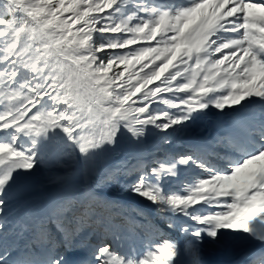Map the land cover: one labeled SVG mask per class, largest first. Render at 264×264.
I'll use <instances>...</instances> for the list:
<instances>
[{
    "label": "snow or ice",
    "instance_id": "6c2138e0",
    "mask_svg": "<svg viewBox=\"0 0 264 264\" xmlns=\"http://www.w3.org/2000/svg\"><path fill=\"white\" fill-rule=\"evenodd\" d=\"M211 109L235 116L187 150L105 155L120 137L140 146L153 130L170 144ZM56 129L79 155L56 180H85L12 207L9 190ZM0 133V264H203L205 237L264 245L251 226L264 225V0H0ZM181 166L199 173L165 191ZM110 185L154 206L155 219L102 195ZM145 235L141 252L118 250ZM233 264H264V246Z\"/></svg>",
    "mask_w": 264,
    "mask_h": 264
},
{
    "label": "rangeland",
    "instance_id": "374dc122",
    "mask_svg": "<svg viewBox=\"0 0 264 264\" xmlns=\"http://www.w3.org/2000/svg\"><path fill=\"white\" fill-rule=\"evenodd\" d=\"M150 2L163 7L169 4H182L183 0H150ZM259 107V105L251 106L248 111L257 115L259 113ZM160 108L167 109V106L160 104ZM167 110L175 111L174 109ZM193 115L194 120L188 122L190 125L188 130L179 134H172L168 137V139H171L172 141V146L174 145V143H176V147L170 146L171 144H163V134L157 133L153 130L149 131L146 139L140 146L131 145L126 136L120 137L118 143L114 146V148H110L107 145L105 146V148L107 149L105 155L112 159H123L134 155L138 149L148 153L158 151L161 154L184 151L187 150L190 145L195 144L201 137H210L215 135L210 127L211 121H216V124L220 120L229 121L228 115L221 117L215 109H211L206 116L197 114ZM7 141L8 137L6 136V134L0 133V142ZM19 146L21 148H27L29 146V142L25 138H21ZM48 147H50V141L41 140L39 142L38 149H36L38 151V160L36 167L30 173H24L21 171L17 176L16 183L9 190L10 205L12 207L23 208V206L28 203H42L50 198V196L64 190V188H66L65 186H78L85 180L83 176L77 173L73 175L70 180L65 179L57 181L56 178L58 176L63 177L68 173L67 168L71 164V159L67 157L63 158V153L60 148H56L53 152H51V149H48ZM57 153H59V155ZM57 160H62L66 167H58L56 165ZM76 161L77 163L75 167H78L79 156ZM179 173H181L182 179H170L164 185L165 191L178 192L179 190H181V182L185 179V177L196 175L199 173V170L195 167L181 166ZM99 191L102 195H111L112 199L116 202L119 200V197L129 198L131 209L136 207L135 204H138V206L146 207L144 203H146L147 201L143 200L140 197L134 196L130 192H126L119 185L106 186ZM120 203L121 202H119V204ZM147 204L154 208V206L150 205L148 202ZM141 211H143L144 215L146 214L144 210ZM177 219L183 223H190L187 218L177 217ZM148 239H151L149 238V235L136 238H126L125 240L121 241L122 247H117L118 250L122 252H127L130 248H134L136 251L138 250V252H141L145 246L144 241ZM215 247L216 244L210 243L207 237H205L204 240L201 241V251L204 252L203 256H208L214 251Z\"/></svg>",
    "mask_w": 264,
    "mask_h": 264
},
{
    "label": "bare ground",
    "instance_id": "6f19581e",
    "mask_svg": "<svg viewBox=\"0 0 264 264\" xmlns=\"http://www.w3.org/2000/svg\"><path fill=\"white\" fill-rule=\"evenodd\" d=\"M260 112H261V109H260ZM234 116H235V114L229 113L228 119L230 120ZM210 127L213 130V133L216 134L218 131L216 121H211ZM50 195H52V194H50ZM144 204L146 207L149 206L147 204V202ZM178 222L183 223V222H180L179 220H178ZM258 223H259V221H253L251 224L252 228H255ZM172 234H173V236H171V234H170L169 238L175 239L178 242L177 236L174 235V233H172ZM243 235L245 237L243 239L234 237L230 234L225 235L222 242L219 244H216L214 251L212 253H210L208 256H205V255L203 256L204 252L201 251V256H202L201 258L203 260V264H233L234 260L238 257L239 253L243 249L249 248V246L251 245L252 240L248 236V234H243ZM136 252H138V250ZM181 264H185L184 258L181 259Z\"/></svg>",
    "mask_w": 264,
    "mask_h": 264
},
{
    "label": "trees",
    "instance_id": "16d2710c",
    "mask_svg": "<svg viewBox=\"0 0 264 264\" xmlns=\"http://www.w3.org/2000/svg\"><path fill=\"white\" fill-rule=\"evenodd\" d=\"M158 107H160V104L158 105ZM49 135L51 136V133ZM64 140L65 138L63 133L59 129H56L55 137L50 141V147H48V149H51V152H53L56 148H60V150L63 153L62 157L63 158L67 157L71 159L72 149L68 144L64 143ZM170 144L172 145V143ZM57 154L59 155V153Z\"/></svg>",
    "mask_w": 264,
    "mask_h": 264
}]
</instances>
